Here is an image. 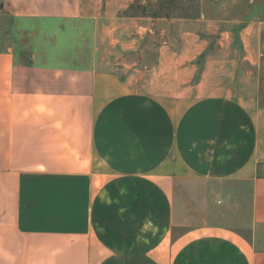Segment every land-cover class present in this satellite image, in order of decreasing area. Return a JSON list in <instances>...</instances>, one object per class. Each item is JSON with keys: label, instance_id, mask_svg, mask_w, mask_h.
I'll use <instances>...</instances> for the list:
<instances>
[{"label": "crops", "instance_id": "0c3cea01", "mask_svg": "<svg viewBox=\"0 0 264 264\" xmlns=\"http://www.w3.org/2000/svg\"><path fill=\"white\" fill-rule=\"evenodd\" d=\"M222 1L0 0V264H264V19Z\"/></svg>", "mask_w": 264, "mask_h": 264}, {"label": "rangeland", "instance_id": "374dc122", "mask_svg": "<svg viewBox=\"0 0 264 264\" xmlns=\"http://www.w3.org/2000/svg\"><path fill=\"white\" fill-rule=\"evenodd\" d=\"M221 1L222 0H204L207 9L210 10V13L214 10L221 9L223 4H221ZM225 2L227 3L225 5V10L229 14L249 15L254 9H259V15L264 19V0L258 1V3L261 4V6L259 7H256L254 5L255 3L253 2H255V0H235L234 4L229 3L228 0H225ZM142 8H145L146 12L149 15H154V13L159 12L163 17L168 18H195L201 14L203 7L201 4V0H135L134 7L127 13L141 14ZM5 13L7 12H5L3 10V7L0 5V47L11 45L15 36L12 30L11 17ZM211 15L213 14L211 13ZM216 37H218L217 34ZM153 43L154 40H152V38H149L146 44L150 47V50L148 54L144 56L131 53L123 54V56L131 60H137L136 66L140 67L142 66L141 63L151 62L153 60ZM255 74L258 77L259 84V103L261 104V106H264V29L262 33V51L260 56V63L255 71Z\"/></svg>", "mask_w": 264, "mask_h": 264}, {"label": "trees", "instance_id": "16d2710c", "mask_svg": "<svg viewBox=\"0 0 264 264\" xmlns=\"http://www.w3.org/2000/svg\"><path fill=\"white\" fill-rule=\"evenodd\" d=\"M133 7H134V3L129 7V9L127 10V12H128L129 10H131ZM153 16H162V15H161L159 12H156V13H154Z\"/></svg>", "mask_w": 264, "mask_h": 264}]
</instances>
